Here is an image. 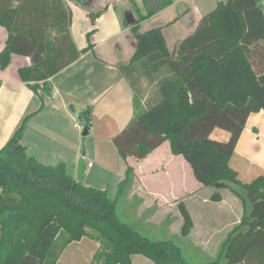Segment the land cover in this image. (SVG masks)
I'll return each instance as SVG.
<instances>
[{"label":"trees","instance_id":"trees-1","mask_svg":"<svg viewBox=\"0 0 264 264\" xmlns=\"http://www.w3.org/2000/svg\"><path fill=\"white\" fill-rule=\"evenodd\" d=\"M82 1V0H78ZM144 13L129 22L135 49L129 65L119 66L133 88V116L112 143L120 157L144 158L163 141L182 155L197 181L225 188L243 205L240 222L223 240L219 256L200 264H264V174L243 182L229 165L248 115L264 110V10L260 0L219 1L204 14L193 33L175 51L167 47L161 27L139 31L147 19L173 0H141ZM102 10L88 12L91 22ZM72 12L65 0H0V26L6 30L0 68L12 54L29 57L18 68L21 81L41 98L51 95L48 79L93 49H78L70 33ZM142 63L149 83L156 81L141 106ZM147 91V90H144ZM143 94V93H142ZM141 94V95H142ZM19 123L0 147V264H55L67 244L88 237L98 242L91 264H130L139 253L155 264L191 263L171 239H155L124 220L117 203L131 185L133 168L111 198L106 189L73 178L63 161L45 164L27 152L21 136L28 118ZM88 129L87 111L79 114ZM214 128L226 130L225 141L212 139ZM81 169L79 168V174ZM80 176V175H79ZM211 200L220 201L214 192ZM180 235L193 220L183 202Z\"/></svg>","mask_w":264,"mask_h":264},{"label":"crops","instance_id":"crops-1","mask_svg":"<svg viewBox=\"0 0 264 264\" xmlns=\"http://www.w3.org/2000/svg\"><path fill=\"white\" fill-rule=\"evenodd\" d=\"M219 1L226 0H173L171 5L140 21L139 31L161 27L168 49L175 51L178 43L194 32L200 18L213 10ZM65 2L72 12L70 33L75 45L78 49L84 48L87 32L94 30L90 36L93 49L81 54L48 79L51 95L44 96L42 107L39 95L29 89L18 74L19 67L30 64L29 57L14 60V54L11 55L10 65L0 68V147L5 145L21 120L34 112L21 136V143L29 154L45 164L63 161L73 178L80 177L85 185L106 189L107 192L112 186L117 188L125 177L127 165L132 166L135 174V190L132 191L143 199L137 210L152 208L158 215L165 212L166 220L161 223L163 231L170 229L173 235L188 240L195 249H200L203 253L200 260L204 261H199V264L216 258L228 232L240 222L243 205L242 202L238 204V197L225 188L205 186L197 181L184 157L171 152L168 140L144 158L137 160L129 156L126 161L112 143V137L133 116L134 91L119 66L130 64L135 37L130 23L124 25L122 17L128 14L129 22L137 19L139 13H144L142 1ZM100 10L94 23L91 22L88 12ZM3 47L0 46V50ZM135 65L136 72L141 74V87L144 90L147 88L142 99L144 103L156 81L151 85L147 75H144L143 64L139 62ZM84 111L90 117L88 140H83L79 128L74 126L75 117ZM216 129L210 133L212 139H228L226 130L219 132ZM229 165L238 175L240 172L249 174L247 178L264 174V110L248 115ZM211 188L222 190L219 192L220 201L210 199L214 193ZM178 202L185 204L193 220V227L185 237L180 235L182 217ZM170 211L173 212L172 218H169ZM125 216L126 221L142 230V224L133 220L137 217L136 210L135 214ZM154 216L155 213H149L145 219L150 221L146 222L154 223ZM97 248V241L82 237L67 244L55 264H91ZM130 264L155 263L136 253L131 255Z\"/></svg>","mask_w":264,"mask_h":264},{"label":"rangeland","instance_id":"rangeland-1","mask_svg":"<svg viewBox=\"0 0 264 264\" xmlns=\"http://www.w3.org/2000/svg\"><path fill=\"white\" fill-rule=\"evenodd\" d=\"M262 9L264 10V1L262 2H259L258 3ZM97 12V11H96ZM92 13H95V12H92ZM126 14H123V19L125 17ZM6 30L4 27L0 26V46H4V40L6 38ZM14 57V60H20V59H23V57L25 56H22V55H17V54H14L13 55ZM10 65V64H9ZM6 68V67H5ZM4 68V69H5ZM10 70L13 68V65L12 67L10 66L9 67ZM2 69V68H1ZM144 89V88H143ZM151 89V88H150ZM145 90H147V88H145ZM140 94L139 96L141 97V106L143 105V97H144V93L145 91L141 89L140 91ZM75 121H78L79 124H81V126L83 127V120L82 118L77 115L75 117ZM73 123V122H72ZM83 129V128H82ZM82 129H79V133L82 132ZM217 131L219 132H223L225 130L223 129H220V128H217L216 129ZM226 132V131H225ZM83 138V140L85 138H87L86 140H88V137L87 135H82L81 136ZM84 143V141H83ZM84 147V146H82ZM134 172V170H133ZM249 174H246L245 172H240V175H238V177L243 181V182H249L251 180V178H247ZM134 179H135V174L133 176V179H132V183L130 186H128L127 188H124V191L122 192V195L119 197L118 199V203H117V212L119 213L120 217L123 219L126 220V214H135V210H136V215L137 217L134 218L133 220L135 221H138L139 223L142 224L143 228H142V232L144 234H147V235H150L151 237L155 238V239H171L177 243H179V245L181 246V248L183 249L184 251V255L186 256V258L191 262V263H199V261H204V260H200L203 253L202 251H200V249H195L194 245L192 243H190L188 240H185L184 238L182 237H179L178 235H173L172 234V231L170 229H164L163 231V227H162V224L163 221H165V216H166V213L164 212V214H159L156 213L154 211V209H149V210H137V209H140L139 208V204L142 202V196L140 195H137L136 191H132L133 189L135 190V186H133V183L135 185V182H134ZM117 189H118V186L117 188H114V186H112L111 189H108V195L111 197V198H114L116 197L117 195ZM212 192H221L222 190H218V189H212ZM131 192L133 193V195L130 196ZM213 194V193H212ZM129 197H131L132 199H130ZM238 204L241 203V200L239 198L236 199ZM156 207L157 206L155 204H153V207ZM149 213L151 214H154L155 213V216L152 218V220L154 221V223H150V222H146V221H150L148 220L147 218L145 219L146 216H149ZM172 214L173 212H169V218H172ZM165 215V216H164ZM165 219V220H164ZM128 221V220H127ZM167 230H170L169 233L166 235V231ZM226 261L223 259V258H220L219 261H218V264H226L225 263Z\"/></svg>","mask_w":264,"mask_h":264},{"label":"built area","instance_id":"built-area-1","mask_svg":"<svg viewBox=\"0 0 264 264\" xmlns=\"http://www.w3.org/2000/svg\"><path fill=\"white\" fill-rule=\"evenodd\" d=\"M262 1H264V0H260V2H262ZM74 126H75L76 128H79V129H82V128H83V127L81 126V124H79L78 121H75V122H74ZM89 165H91V164L89 163Z\"/></svg>","mask_w":264,"mask_h":264},{"label":"water","instance_id":"water-1","mask_svg":"<svg viewBox=\"0 0 264 264\" xmlns=\"http://www.w3.org/2000/svg\"><path fill=\"white\" fill-rule=\"evenodd\" d=\"M88 129L86 127H83L81 135H87Z\"/></svg>","mask_w":264,"mask_h":264}]
</instances>
